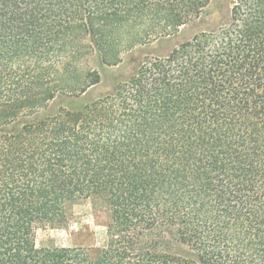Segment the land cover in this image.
Wrapping results in <instances>:
<instances>
[{
	"label": "trees",
	"instance_id": "16d2710c",
	"mask_svg": "<svg viewBox=\"0 0 264 264\" xmlns=\"http://www.w3.org/2000/svg\"><path fill=\"white\" fill-rule=\"evenodd\" d=\"M209 4L0 0V264H264V0ZM84 201L102 240L37 241Z\"/></svg>",
	"mask_w": 264,
	"mask_h": 264
},
{
	"label": "rangeland",
	"instance_id": "374dc122",
	"mask_svg": "<svg viewBox=\"0 0 264 264\" xmlns=\"http://www.w3.org/2000/svg\"><path fill=\"white\" fill-rule=\"evenodd\" d=\"M230 0H210L207 8L206 20L211 24H216L222 20L228 10ZM203 25V24H202ZM199 31V19L182 28L179 36L165 41H155L149 45L141 46L124 55V61L115 66L102 65L98 56L94 54L90 58V63L101 70L103 80L90 90V95L110 92L113 90L115 82L128 75L136 66L138 58L147 53L162 52L170 48L176 41L189 38ZM143 52V53H142ZM135 60H134V59ZM137 58V59H136ZM133 59V60H132ZM107 216L103 211H95L91 201H84L74 207V218L68 228L39 230L37 241L53 239L60 245H72L74 243H89L94 235L97 241L104 236Z\"/></svg>",
	"mask_w": 264,
	"mask_h": 264
}]
</instances>
